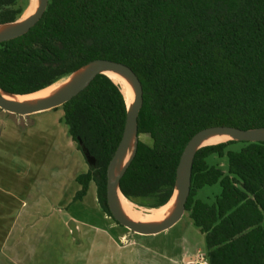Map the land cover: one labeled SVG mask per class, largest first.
Masks as SVG:
<instances>
[{"label":"trees","instance_id":"1","mask_svg":"<svg viewBox=\"0 0 264 264\" xmlns=\"http://www.w3.org/2000/svg\"><path fill=\"white\" fill-rule=\"evenodd\" d=\"M17 1L0 0V25L20 18ZM97 60L127 66L142 86L136 151L119 180L130 202H169L181 154L198 132L264 128V0H48L35 26L0 43V89L34 94ZM60 108L77 150L95 160L76 179L74 199L93 182L111 218L106 169L123 134L125 100L98 75ZM210 157L225 158L226 170L209 166ZM216 185L217 196L196 199ZM185 212L204 237L207 264H264V142L197 150Z\"/></svg>","mask_w":264,"mask_h":264},{"label":"crops","instance_id":"2","mask_svg":"<svg viewBox=\"0 0 264 264\" xmlns=\"http://www.w3.org/2000/svg\"><path fill=\"white\" fill-rule=\"evenodd\" d=\"M2 114L0 122L8 119ZM39 118L31 122L29 129V137L36 143L32 144L31 154L11 149L12 145L17 148L20 141L12 129L3 136L0 133V144L8 150L3 157L0 155V264H197L194 255L173 257L163 244L150 245L146 241L149 236L134 234L117 225L102 212L93 182L87 189L91 190V197L75 200L81 189L76 179L88 172V164L68 134L63 111L53 120L54 128L44 131H40L42 126L50 124ZM46 135L51 141L49 147L58 135L64 138L75 152L80 170L69 169L68 173L49 170L52 176L38 177L44 167L33 166L30 160L40 150ZM9 174L13 181L9 180ZM56 174L65 178L62 184ZM34 182L40 185L35 187Z\"/></svg>","mask_w":264,"mask_h":264},{"label":"water","instance_id":"3","mask_svg":"<svg viewBox=\"0 0 264 264\" xmlns=\"http://www.w3.org/2000/svg\"><path fill=\"white\" fill-rule=\"evenodd\" d=\"M47 3L48 0H38L37 7L34 13L25 22L0 33V43L13 40L15 38H18L26 34L41 19L47 7ZM14 23L15 22L10 24H2L0 26L12 25ZM81 70H83V72L80 75V77L72 81V83L69 86L57 92L48 100L40 104L31 105V106H20L16 104H11L8 101H6L2 97V95H0V110L12 115H17L22 117L30 116L42 112H47L62 107L65 103L73 99L83 89H85L96 76L98 75L105 76L103 74L104 71L113 70L126 75L130 79L132 86L134 88V97L133 99L129 100V105L125 101L127 115H126L123 134L114 155L112 156L111 160L107 165L106 204L108 211L111 215V218L120 226L124 227L125 229H127L128 231L134 234L142 235V236L157 235L174 226L182 218L183 214L185 213V204L187 202L190 192L193 157L196 151L202 148L198 146L204 138L210 135L221 134V135L230 136L232 139H230L229 141L247 142V143L264 142V128L254 129V130H241L232 127H213L198 132L190 139V141L185 146L176 169L173 194L170 198V200L174 198V204L170 218L165 223L160 225L148 226V225H141L134 223L120 215L116 204V197L117 194H121L119 190V180L122 177L123 173L125 172L126 168L128 167L129 163L131 162L132 158L134 157L136 151V145L138 141L137 118L143 102L141 83L130 68H128L123 64L107 61V60L93 61L87 64L86 66L82 67L81 69L69 74L66 77H70ZM0 92L8 94L2 91L1 89ZM8 95H12V94H8ZM12 96H26V95H12ZM133 135L135 136V147L133 154L130 160L128 161L127 165L123 169V171L120 173L118 177L115 178L114 176L115 164L119 159V157L121 156V154L126 150ZM85 157L88 165L91 166L95 165L94 158L90 157L87 154L85 155Z\"/></svg>","mask_w":264,"mask_h":264},{"label":"rangeland","instance_id":"4","mask_svg":"<svg viewBox=\"0 0 264 264\" xmlns=\"http://www.w3.org/2000/svg\"><path fill=\"white\" fill-rule=\"evenodd\" d=\"M30 2L31 0H18L16 3V7L21 8L24 11L27 9ZM61 112L62 109L59 107L55 110H51L50 112H46L45 114H42L41 116H39L40 118L36 117L39 119H44L48 122V125L50 124L49 127L42 126V129H40V131H42L43 129L54 128V126H52L53 120L55 119L57 114L58 113L60 114ZM0 113L1 114L5 113L2 115L8 117V119H3L0 122V133L2 134V136L5 134L4 133L5 131H9L11 129L13 130V132H15L14 136L16 137L18 135L20 136V138H18V141L19 140L20 141L18 142V144H16L17 148H15V145H12L11 149L18 151V153L24 151L29 153L30 149L32 148V144L34 146L36 145L35 142H32L33 138H31V136L29 137V129L31 127V122L34 121L36 118H34V116L32 115L24 116V117L12 115L2 110H0ZM17 121L20 122L18 123ZM40 131L36 133H39ZM13 132H10L11 135H13ZM36 136H34V138ZM139 139L145 143L150 142L149 139L144 136H141ZM1 142L2 141L0 139V143ZM50 143L51 141L49 140V137L46 135L44 140H42L40 143V150L36 152L35 155L32 156V159L30 160V163L33 166L44 167V169L42 170L41 174L38 177L44 178V177L52 176L51 173H49V170L53 173H64V172L68 173L69 169L70 172L80 170L79 169L80 166L78 165L77 162L78 158H76V154L72 150V148L71 147L69 148L66 145L64 138L59 137L58 135L56 142H54V144L49 147ZM240 147L241 145L238 144L233 147H230V149L238 150ZM32 151L33 149L31 150V152ZM5 152H8L7 148L5 146H1L0 144V155L2 157ZM226 163L227 161L225 158L218 159L216 157H210L207 160V164L209 166H217L224 171L227 168ZM22 165L24 166L23 163ZM88 170H89V166H88ZM56 176H59V174H56ZM9 180L13 181L11 174H9ZM4 181H8V178L5 179ZM58 181H60L58 182L59 184H62L65 181V178L59 176ZM38 184L40 185V183L34 182L35 187ZM49 184L51 183H48L46 185ZM45 188H47V186H45ZM90 191L89 190L87 191V193L84 196L85 198L91 197L92 193ZM219 193H220V188L218 185L213 187H205L202 190L198 191L196 195V199L200 201H205L207 198H209L211 200L214 196H217ZM153 202L154 200L152 199H142V200H138L137 202L134 201L131 203L133 204L134 209L138 212L140 217L142 216L141 217L142 219H148V217L151 216L152 211L158 209V208L157 209L151 208ZM146 241L150 245L152 244V245L162 246L163 244V246H165V249H167L173 257L186 253L188 255H194L195 261L196 258L197 260H199L200 256L203 257V260H206L207 251H206L204 237L203 235L200 234L199 230L193 225L188 212H185L182 218L174 226H172L171 228L160 234H157V236H149L148 238H146ZM198 262L199 261H197V264H203L202 262L201 263Z\"/></svg>","mask_w":264,"mask_h":264},{"label":"bare ground","instance_id":"5","mask_svg":"<svg viewBox=\"0 0 264 264\" xmlns=\"http://www.w3.org/2000/svg\"><path fill=\"white\" fill-rule=\"evenodd\" d=\"M37 3L38 0H31L27 9L24 10L20 18L17 21H15L14 24L0 26V33L25 22L34 13L37 7ZM82 72L83 70L75 73L70 77H66L65 79L60 80L59 82L34 94H30L26 96H12L0 92V95H2V97L11 104H16L20 106H31V105L40 104L48 100L57 92L69 86L72 83V81L80 77ZM103 74L119 88L124 100L129 105V100L133 99L134 97V88L132 86L130 79L126 75L113 70L104 71ZM230 139L232 138L226 135H221V134L210 135L204 138L198 147L216 145L219 143H224L226 141H229ZM134 147H135V136L133 135L126 150L121 154V156L119 157V159L115 164L114 167L115 178L120 175V173L127 165L128 161L130 160L133 154ZM116 204L118 207V211L122 217L137 224L152 226V225L163 224L170 218L173 209L174 198L170 200V202L165 206L160 207L157 210H153L151 216H149L148 219H142L141 218L142 216L140 217L138 212L134 209L133 204L130 201H128L125 197H123L121 194H117Z\"/></svg>","mask_w":264,"mask_h":264},{"label":"built area","instance_id":"6","mask_svg":"<svg viewBox=\"0 0 264 264\" xmlns=\"http://www.w3.org/2000/svg\"><path fill=\"white\" fill-rule=\"evenodd\" d=\"M196 261H199V263H203V264H207V260H203V257H199V260H197V258H196Z\"/></svg>","mask_w":264,"mask_h":264}]
</instances>
